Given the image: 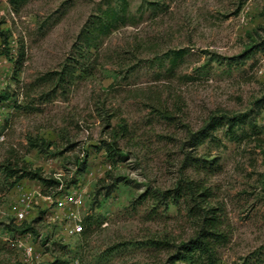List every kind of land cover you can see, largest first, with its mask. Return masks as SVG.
Here are the masks:
<instances>
[{
	"label": "rangeland",
	"instance_id": "1",
	"mask_svg": "<svg viewBox=\"0 0 264 264\" xmlns=\"http://www.w3.org/2000/svg\"><path fill=\"white\" fill-rule=\"evenodd\" d=\"M0 21L12 51L0 54V88L10 89L0 206L14 199L7 162L61 175L65 189L89 183L83 236L63 242L38 217L37 251L46 241L56 264H171L198 226L190 180L205 188L223 235L214 264H264V50L237 58L248 30L264 36V0H0ZM174 50L182 56L171 61ZM212 118L213 137L192 143ZM112 129L114 154L104 145ZM29 136L51 145L39 151ZM4 230L12 224L0 219ZM0 264H18L10 243H0Z\"/></svg>",
	"mask_w": 264,
	"mask_h": 264
},
{
	"label": "trees",
	"instance_id": "2",
	"mask_svg": "<svg viewBox=\"0 0 264 264\" xmlns=\"http://www.w3.org/2000/svg\"><path fill=\"white\" fill-rule=\"evenodd\" d=\"M20 0H9L11 4H17ZM107 13V12H106ZM109 17V16H108ZM112 16L108 20L107 27L113 25L115 20H111ZM114 21V22H112ZM2 21H0V39L3 43L2 50L0 54L10 56V44H9V35L10 32L7 29H4L1 26ZM106 23V22H105ZM107 24V23H106ZM260 30L264 31V23L259 26ZM258 28V29H259ZM248 40L243 45V51L237 55V58H245L248 54L255 50H264V36L262 37L260 32L255 30H248L246 32ZM182 50H174L171 51L172 58L171 61H175L177 58L182 56ZM214 58L220 61V58L229 59L230 57L215 55ZM233 59V58H232ZM63 71V72H62ZM59 73L57 76V81H61L63 79V74L66 73L65 68ZM65 71V72H64ZM71 73V70H68ZM10 95L9 87L0 88V100L7 98ZM220 121H214L213 118L206 123L205 125L201 126L194 134H192L191 139L192 143L198 144L201 143L204 139L208 137H213L212 130L217 126V123ZM230 124V123H229ZM231 127V124L229 125ZM121 130L124 126H121ZM111 139L107 142H104L106 150L110 154H114L118 152L115 148V140L119 135L115 130L112 129L111 131ZM28 144L38 149L39 151H47L51 142L45 141L43 138L37 137H28ZM85 159L81 160V166H85ZM3 169L6 172V175L9 177H14L12 185L19 181L22 178H29V179H36L38 180L42 186L44 187V192H49L55 190L59 183L61 182V175L54 176L45 174L40 167H32L26 163H21L20 165H12L10 163L2 164ZM122 178H115L110 183L103 184V188L105 189L104 195H109V193L113 190L117 181L121 180ZM186 189H188L189 194L194 195V204L192 208H194L197 214L198 226L188 239L180 241L176 244L175 249L169 254L168 262L174 263L175 261H193L194 258L197 262L203 264H214L215 261V252H214V243L221 239L223 236L219 228L217 227V217L214 212V208H211L206 204V192L204 187L192 186L190 180L186 181ZM97 194H99V190H96L93 202H97ZM182 194V190L180 185H178L173 193L171 194V199L175 202L177 201L178 197ZM163 196V194L161 195ZM88 222V218H86ZM34 222L31 221H24L20 225L12 224V232L20 231L24 232L30 230L33 235H37V232L34 229ZM84 232L82 233L83 236ZM44 242V241H43ZM56 256L54 254L53 264H56Z\"/></svg>",
	"mask_w": 264,
	"mask_h": 264
},
{
	"label": "built area",
	"instance_id": "3",
	"mask_svg": "<svg viewBox=\"0 0 264 264\" xmlns=\"http://www.w3.org/2000/svg\"><path fill=\"white\" fill-rule=\"evenodd\" d=\"M10 13L13 15L12 11ZM262 60L264 61V56ZM9 101V98L0 100V113L5 110ZM1 138L3 135H0ZM62 185L60 182L55 190L44 192L42 187L32 188L27 181L20 179L12 185L14 199L11 208L5 209L0 206V219H7L11 224L20 225L24 221L35 223L40 217L42 223L47 226L55 224L58 229L54 235L60 237L63 242L67 239L80 238L85 230L81 211L89 196V183L66 189ZM0 243H10L13 246L14 251L17 252L18 264H53L54 253L51 250L47 251V242L43 243V249L37 251L30 230L1 231ZM44 255L49 259H43ZM70 262L79 264L77 258Z\"/></svg>",
	"mask_w": 264,
	"mask_h": 264
}]
</instances>
